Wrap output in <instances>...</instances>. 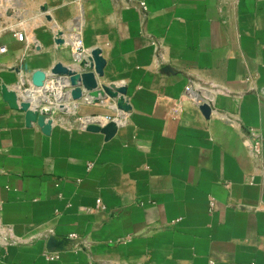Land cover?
I'll return each mask as SVG.
<instances>
[{"label":"crops","instance_id":"1","mask_svg":"<svg viewBox=\"0 0 264 264\" xmlns=\"http://www.w3.org/2000/svg\"><path fill=\"white\" fill-rule=\"evenodd\" d=\"M96 48L127 91L73 99ZM255 133L264 0H0V264H264Z\"/></svg>","mask_w":264,"mask_h":264},{"label":"water","instance_id":"2","mask_svg":"<svg viewBox=\"0 0 264 264\" xmlns=\"http://www.w3.org/2000/svg\"><path fill=\"white\" fill-rule=\"evenodd\" d=\"M79 65L86 68L79 72L65 66L62 62H57L52 69V72L58 76L71 77L74 84L70 89V95L73 99H81L84 95H88L94 97L95 101H98L101 97L110 96L116 98L119 96V93H126L125 87L114 90L106 84L99 83L97 75L102 76L104 74L106 65V60L101 56L100 49H93L88 58H83L79 61ZM27 70L29 71L32 85L36 88L44 87L48 78L47 72L41 68L29 69L28 65ZM1 88L3 98L9 106L14 109H22L25 112L27 125L41 120L40 112L37 109H33L29 102H20L19 94L16 90L9 88L5 83H2ZM84 90L86 91L84 92ZM202 109L209 115L210 106L208 104H203ZM111 128L113 127L107 125V128H104L105 132L110 134ZM43 129L45 132H48L50 126L44 124Z\"/></svg>","mask_w":264,"mask_h":264},{"label":"built area","instance_id":"3","mask_svg":"<svg viewBox=\"0 0 264 264\" xmlns=\"http://www.w3.org/2000/svg\"><path fill=\"white\" fill-rule=\"evenodd\" d=\"M22 37V35H20ZM252 151L258 155L264 154V135L260 133H255L254 138L252 139L251 145ZM213 204V202H212Z\"/></svg>","mask_w":264,"mask_h":264},{"label":"bare ground","instance_id":"4","mask_svg":"<svg viewBox=\"0 0 264 264\" xmlns=\"http://www.w3.org/2000/svg\"><path fill=\"white\" fill-rule=\"evenodd\" d=\"M106 125L114 127V126H116V122L111 120V121L107 122Z\"/></svg>","mask_w":264,"mask_h":264}]
</instances>
